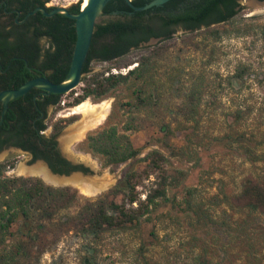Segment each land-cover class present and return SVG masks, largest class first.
<instances>
[{"label":"rangeland","instance_id":"obj_1","mask_svg":"<svg viewBox=\"0 0 264 264\" xmlns=\"http://www.w3.org/2000/svg\"><path fill=\"white\" fill-rule=\"evenodd\" d=\"M79 1L49 0L46 6L68 9ZM137 62L148 65L143 77L119 83L101 98L85 99L109 102L105 121L67 149L61 146V137L81 119L62 115L74 107L69 104L86 81L124 75ZM89 70L80 85L61 96L64 107L48 109L46 133L61 127L55 137L61 156L86 168L89 179L107 178L109 186L86 197L73 186L20 175L19 168L39 162L31 163L17 149L2 150L0 163L13 164L4 176L40 179L80 196L49 219L32 221L28 234L18 219L2 251L13 252L21 244L15 264H264V210L242 198L248 185L264 182V1H242L226 23L193 32L176 29L169 39L139 46L112 62L92 61ZM196 87L194 100L189 94ZM110 126L139 149L134 158L106 165L85 149L88 134ZM152 150L164 158L162 171L147 168ZM130 173L139 175L140 201L155 188L164 189L165 196L136 226L85 233L81 211L87 201L129 208L123 184Z\"/></svg>","mask_w":264,"mask_h":264},{"label":"trees","instance_id":"obj_2","mask_svg":"<svg viewBox=\"0 0 264 264\" xmlns=\"http://www.w3.org/2000/svg\"><path fill=\"white\" fill-rule=\"evenodd\" d=\"M6 1L10 5H19L24 15L38 7L44 8L47 12L53 9V7L46 6L49 0ZM148 1L133 0L131 4L133 7H141L147 4ZM82 2L83 0H80L77 4L70 6L68 8L69 13H79ZM167 4L172 10L176 11L174 14L169 15L170 23L184 22L188 25L189 32L198 30L200 25H204V28L208 29L212 24L226 23L237 15V4L233 0H169ZM146 13L147 11L136 12L133 22L117 21L111 22L105 27L96 26L93 36L98 37L101 35V31L106 30L105 33H111L117 42L122 43L127 31L129 37L131 34V37H136L139 41L146 30H151L149 25L141 23ZM212 16H214V19H207ZM170 33L160 40L169 39ZM7 36L2 37L0 34V37L3 38L0 39V91L19 88L28 80L35 78L37 75L34 71L38 69L42 73L44 72L46 77L53 83H60L66 78L75 43V29L72 19L63 14L46 17L38 11L28 17V24L25 28L19 31L9 30ZM9 37L12 39H9ZM42 39L47 40L46 48L40 44ZM147 39L148 36L142 40L147 41ZM118 45L107 43L101 50H96L94 41H92L83 64L82 75H88L89 65L92 61L112 62L129 53L128 50H121L115 54L113 51ZM120 46L123 47L121 44ZM23 59L26 60V63ZM136 64L135 68L128 70L124 75H109L106 78H99V75L90 77L86 81L81 94L76 95L69 105L76 106L91 96L101 98L119 83L126 82L132 77H143L147 73L148 65L141 62ZM26 66L30 69H27ZM83 80L84 78L81 81ZM40 91L34 88L25 96L9 102L4 121L0 126V136L4 128L5 134L8 133L5 138V146L13 145L29 152L33 161H44L54 173L67 175L73 171H79L86 174L87 169L82 165L73 166L64 172L55 168L53 155L59 160V154L57 151H53V147L57 145L55 137L60 132L61 127L54 125L49 136L38 142L36 132L47 128V123L39 122L36 124L37 131L32 127V120L38 116L36 107L39 106L45 109V107L52 105L56 110L61 102V96H63V94H52V99L44 102L40 101V96L37 100H33L35 94H41ZM189 96L191 99H198L197 87ZM1 109L0 105V112ZM68 121L71 122V120ZM125 129L129 130L131 128L125 127ZM2 143L3 141L0 138V150ZM41 144L45 146L42 147ZM84 146L93 155L103 158L106 165L125 163L139 153V149L133 147L128 136L120 134L115 126L88 134ZM59 161L66 163L64 159ZM147 161H149L147 168L162 171L161 163L164 158L157 150H152L148 154ZM11 167H13V164L10 162L0 163V264H15L20 251L24 250L23 246L19 244L13 252L5 254L2 251L9 235L8 230L13 223L18 219H22L23 229L28 234L30 231L29 224L32 221L41 220L44 217L49 219L48 217H52L56 212L55 209L65 207L63 203L68 200L76 203L80 199L76 192L72 193L71 190L66 188L47 186L40 179L4 176L6 168ZM138 179L139 175L136 173L127 174L124 178L123 186L129 208L114 201L104 202L100 199L94 202L87 201L81 211L87 219L85 233L96 236L105 228H124L139 224L140 218L149 213V208L155 204V200L165 196V190L159 188L149 190L145 195V199L140 201L139 192L136 191ZM111 193L116 195L118 190L113 189ZM242 194V198H245L252 207L264 210V182L254 186L248 185ZM133 204H136L135 208Z\"/></svg>","mask_w":264,"mask_h":264},{"label":"flooded vegetation","instance_id":"obj_3","mask_svg":"<svg viewBox=\"0 0 264 264\" xmlns=\"http://www.w3.org/2000/svg\"><path fill=\"white\" fill-rule=\"evenodd\" d=\"M132 1L133 0H110L105 5V7L102 11V14H101V18L97 22L95 27L96 26L105 27V26L109 25L111 22H117V21L133 22L132 20L135 19L136 12L147 11V13L143 16L144 19L141 22L142 24L149 25V27L151 29L150 31L146 30L144 35H141L142 39L148 36L147 41H143L142 39H140L138 41V39L136 37H131L130 33H129L130 34V37H129L127 34L128 33L127 31H126V37L124 38L122 43L117 42L111 33H105L106 30L101 31L100 32L101 35H99L98 37H94L93 35H94L95 30H96V28H94L91 42L94 41V45H95L96 50H101L102 47L108 43V44H114V45H117V44L120 45L121 44L123 46V47H121V46L119 47V45H118L117 48L113 51L115 54L120 52L121 50L131 51L132 49H135L139 46L147 44L152 39H159L160 40L161 38L168 35L170 32L172 33V31H175L176 29H181V30L186 31V32L190 31V29L188 28V25L184 22H180L178 24L170 23L169 15L174 14L176 11L172 10L169 7V5L167 4L169 1H167L166 3L159 5V6L150 7L146 10H136V9L141 8L143 6H146L154 0H149L147 4H145L141 7H133L131 4ZM233 1L235 2V4H237L236 9H238L239 6L241 5V2L245 1V0H233ZM48 2L46 4H48ZM180 6H182V5H180ZM150 9H152V10H150ZM31 15H33V14H31ZM31 15H28V13L24 15L23 10H21L19 5H17V4L10 5V3L8 1L0 0V34H1V36L2 37H5V36L8 37L7 32L9 30L19 31V30L25 28L26 25L28 24V17ZM207 19H209V20L214 19V16L207 18ZM201 27H204V25H200V28ZM2 37H0V39H3ZM9 39H12V38L9 37ZM42 40H44L45 44H43V46L46 48L47 40L46 39H42ZM34 72L36 73L37 76H42V75L46 76V74L44 72L42 73V71H40L39 69L34 71ZM40 93L41 94H38V93L35 94L33 100H37L38 97L40 96V101L44 102L46 100L52 99V97H53L52 94L43 95L42 91H40ZM49 108H51L52 111L54 110V106H52V105L45 107V109H43L42 107H39V106L36 107V112H37L38 116L32 120V127L36 131H37L36 124H38L39 122L46 123ZM46 131H47V128L36 132L38 142L41 139H45L48 137ZM7 136H8V133L5 134V128H4V131H3L2 135L0 136L1 140L3 141L2 148H1L0 152L4 149L5 150L17 149V150H20L22 152L27 153L30 156L31 163L35 162L32 160L31 154L29 152L23 151L21 148H19L17 146H13V145L5 146V138ZM41 146L44 147L45 145L41 144ZM53 151L58 152L59 160L64 159L66 161V163H62L59 160H57L55 155H53L54 156L53 164L55 165L56 169L64 172L73 166H78V164H74L71 161L63 158L61 156L60 152L58 151L57 145L55 147H53ZM45 164L51 170L49 165L47 163H45Z\"/></svg>","mask_w":264,"mask_h":264},{"label":"water","instance_id":"obj_4","mask_svg":"<svg viewBox=\"0 0 264 264\" xmlns=\"http://www.w3.org/2000/svg\"><path fill=\"white\" fill-rule=\"evenodd\" d=\"M109 1L110 0H88L86 6L84 8L81 7L79 13L77 14L69 13L68 9L64 7H55L49 12H47L42 7H38L34 9L32 12L28 13V15H31L40 11L46 17H51L55 14H63L67 18L72 19L74 21L75 43L72 53V59L67 76L60 83H53L45 75H42L28 80L27 82L22 84L19 88L6 89L0 91V105L2 107L0 112V126L4 121V117L8 109L9 102L16 98L25 96L30 90L34 88L39 89L42 91L43 95H47V94L62 95L72 91L80 84L83 64L85 62V59L87 57L91 45V40L95 25L100 20L102 11L105 5ZM167 1L169 0H154L148 5L143 6L141 8H137L136 10H146L153 6L162 5ZM157 41H159V39H152L148 43H155ZM23 61L26 63L25 59H23ZM27 69L30 68L27 67ZM37 162L42 163L50 172V174L53 176L69 177L73 175H78L81 178H87L86 174L79 171H73L68 175L53 173L43 161L37 160ZM104 189H101L99 193L102 192Z\"/></svg>","mask_w":264,"mask_h":264},{"label":"bare ground","instance_id":"obj_5","mask_svg":"<svg viewBox=\"0 0 264 264\" xmlns=\"http://www.w3.org/2000/svg\"><path fill=\"white\" fill-rule=\"evenodd\" d=\"M87 2L88 0H83L81 7L84 8ZM108 109V101H102L101 103L94 104L89 100H84L73 108L67 109V111L63 113L62 117L68 118L79 115L81 116V119L71 126L66 131L65 135L61 137V146L64 148L70 146L74 142L81 140L88 131L101 125L105 121ZM18 174L38 176L46 183L54 186H73L86 197H94L101 189L109 186L107 178L95 180L93 178H81L78 175L69 177L53 176L42 163H38L27 168H19Z\"/></svg>","mask_w":264,"mask_h":264},{"label":"built area","instance_id":"obj_6","mask_svg":"<svg viewBox=\"0 0 264 264\" xmlns=\"http://www.w3.org/2000/svg\"><path fill=\"white\" fill-rule=\"evenodd\" d=\"M79 85H80V84H79ZM66 94H67V93H66ZM76 95H77V94H75V96H76ZM60 103H61L60 105H61L62 107L65 106V101H62V102H60Z\"/></svg>","mask_w":264,"mask_h":264}]
</instances>
